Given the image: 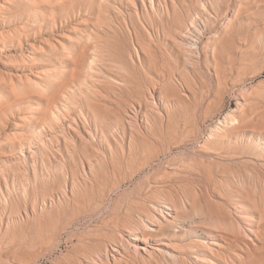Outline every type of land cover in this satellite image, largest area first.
I'll use <instances>...</instances> for the list:
<instances>
[{
    "label": "rangeland",
    "instance_id": "1",
    "mask_svg": "<svg viewBox=\"0 0 264 264\" xmlns=\"http://www.w3.org/2000/svg\"><path fill=\"white\" fill-rule=\"evenodd\" d=\"M233 251L264 264V0H0V264Z\"/></svg>",
    "mask_w": 264,
    "mask_h": 264
},
{
    "label": "bare ground",
    "instance_id": "2",
    "mask_svg": "<svg viewBox=\"0 0 264 264\" xmlns=\"http://www.w3.org/2000/svg\"><path fill=\"white\" fill-rule=\"evenodd\" d=\"M190 26L191 27H194L195 25H194V23H191L190 24ZM250 112V111H249ZM256 115V114H255ZM254 116V115H253ZM262 118V117H261ZM240 123H241V126L242 127H245V126H247L250 122H248V120L246 119V118H242V119H240ZM253 127V126H252ZM261 127H259L258 128V131H259V129H260ZM263 129V128H262ZM258 138V137H257ZM35 147V146H34ZM34 147H33V145H31L30 144V147H29V149H28V152L30 153V155H32V156H34L35 154H36V151H35V149H34ZM133 149V148H132ZM83 151H86L84 148L82 149ZM130 150V149H129ZM144 151V150H143ZM150 151V150H149ZM130 158V157H129ZM96 174V173H95ZM93 176V175H92ZM212 176V175H211ZM206 180V179H205ZM216 181V180H215ZM221 182V181H220ZM154 183V185L155 186H158L159 185V182H157V181H154L153 182ZM210 183H212V181L210 182ZM152 184V183H151ZM166 184V183H165ZM168 185H170L171 187L173 186V185H175V186H177L173 181H169V183H168ZM214 186V185H213ZM163 188V187H162ZM160 189V188H159ZM166 189V188H165ZM195 190V189H194ZM164 191H166V190H164ZM169 191V190H168ZM175 191V190H174ZM202 191V190H201ZM161 192H162V190H161ZM160 192V193H161ZM153 193V192H152ZM177 193V192H176ZM202 193V192H201ZM163 194V193H162ZM169 194V193H168ZM167 194V195H168ZM173 195V194H172ZM198 195V194H197ZM151 196V195H150ZM170 196V195H169ZM169 196H168V198H169ZM199 196V195H198ZM161 197V196H160ZM184 197V196H183ZM166 198V197H165ZM172 198V197H171ZM174 198V197H173ZM196 198L197 197H195V200H196ZM150 199V198H149ZM143 200V199H142ZM154 200V199H153ZM161 200V199H160ZM169 201H170V199H168ZM172 200H175V199H171V201ZM198 200V199H197ZM181 201V200H180ZM140 202V201H139ZM163 202V201H162ZM183 202V201H182ZM199 203V202H198ZM145 204V203H144ZM148 204V203H147ZM150 204V206H153L151 203H149ZM163 204V203H162ZM165 204V203H164ZM180 204V203H179ZM156 205V204H155ZM194 205H196V204H194ZM154 207V206H153ZM173 207V206H172ZM239 207H241V206H239ZM156 208V207H155ZM165 208V207H164ZM170 208V207H169ZM167 206H166V209H169ZM162 211V210H161ZM246 214V213H245ZM262 214V213H261ZM169 216H171L170 214H168ZM178 215V214H177ZM246 216V215H245ZM174 218L175 217H172V223H173V220H174ZM224 218V217H223ZM222 218V219H223ZM178 219H180V218H178ZM177 219V220H178ZM249 219V218H248ZM261 219V218H260ZM171 221H169V222H171ZM245 222V221H244ZM168 223V222H167ZM224 223V222H223ZM262 223V222H261ZM225 224V223H224ZM248 224H249V222H248ZM250 225V224H249ZM164 226V225H163ZM162 226V227H163ZM224 226V225H223ZM173 227V228H172ZM172 227L171 228H169L171 231H176V230H178V229H175V227L176 226H174V225H172ZM251 227V226H250ZM164 228H165V226H164ZM226 228V227H225ZM162 229V228H161ZM167 229V228H166ZM251 229V228H250ZM159 230V228L157 227V229H156V232ZM168 230V229H167ZM153 231H155V230H153ZM227 231V230H226ZM225 231V232H226ZM252 231H254V230H252ZM252 233V232H251ZM244 234H245V232H244ZM162 235V234H161ZM246 235V234H245ZM176 237V236H175ZM233 238H231V241H239L240 239H241V237H239V236H236V235H233L232 236ZM159 238V237H158ZM244 239V238H243ZM164 243V242H163ZM168 243H170V242H168ZM212 244H215V243H212ZM223 246H225V245H221V247H223ZM228 246H231V245H229L228 244ZM234 249V248H233ZM154 250H156V251H159L160 253H162L163 255H167V256H170V257H173L174 256V254L170 251V250H165V249H154ZM223 250V249H222ZM234 252V257H232L233 259H229L230 257H226L227 258V261L229 262L228 264H235L234 262H237V263H241L242 262V259H241V257H239L238 258V256H237V252H235V251H233ZM222 258V257H221ZM221 264H226L225 263V261L224 260H222L221 261Z\"/></svg>",
    "mask_w": 264,
    "mask_h": 264
}]
</instances>
